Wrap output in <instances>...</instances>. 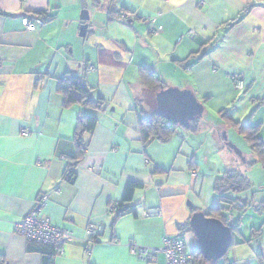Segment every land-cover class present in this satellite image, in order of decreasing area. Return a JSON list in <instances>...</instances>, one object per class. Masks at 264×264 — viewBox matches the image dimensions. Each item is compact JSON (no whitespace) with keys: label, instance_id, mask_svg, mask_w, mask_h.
Segmentation results:
<instances>
[{"label":"crops","instance_id":"0c3cea01","mask_svg":"<svg viewBox=\"0 0 264 264\" xmlns=\"http://www.w3.org/2000/svg\"><path fill=\"white\" fill-rule=\"evenodd\" d=\"M99 1L0 0V264H164L161 253L146 263L129 246L160 247L164 236L184 239L191 232L178 225L218 207L217 176L230 169L244 174L253 165L264 171L260 163L248 164L252 153L232 142L240 157L222 138V132L228 142L231 130L238 134L230 121L249 123L264 142V0ZM109 1L132 22L107 21ZM39 12H48L50 21L35 18ZM141 70L166 88L191 91L203 113L216 109L218 120L208 125L199 118L196 132L179 127L166 143H143L139 120L157 111V102ZM67 73L84 81L101 109L63 108L57 83ZM234 74L242 77L241 91ZM223 110L227 117L219 115ZM80 114L98 122L84 136L70 183L63 175L76 152ZM129 182L141 185L128 204L136 212L114 220L108 206L122 203ZM41 192L48 195L41 214L71 236L59 254L15 231ZM229 197L247 203L243 212L232 211L234 218L255 212L228 249L229 261L264 264V198L248 192ZM89 226L100 228L96 239L87 236Z\"/></svg>","mask_w":264,"mask_h":264},{"label":"trees","instance_id":"16d2710c","mask_svg":"<svg viewBox=\"0 0 264 264\" xmlns=\"http://www.w3.org/2000/svg\"><path fill=\"white\" fill-rule=\"evenodd\" d=\"M99 0H93L95 6L99 5ZM113 3L109 1L107 8V21H113L115 19H120L124 10L116 11L113 8ZM45 15V12H39L34 15L35 18H40ZM126 18L128 21L132 22L131 19ZM51 16L47 14L46 22L50 21ZM192 56V55H191ZM203 56V53H202ZM139 76L143 85L155 92L156 94L161 90L166 89L164 83L157 78L154 74L149 73L147 70H141ZM57 91L62 96V106L63 108H68L74 104H78L86 109L97 110L101 109L102 101L100 99L93 101L89 96V89L87 85L81 78L74 76L71 73L65 74V76L60 79L57 83ZM264 104V98L259 102V105ZM228 111L223 110L219 113L221 117H227ZM197 120L191 121L187 128L180 125L172 124L167 126V120L163 119L157 111H154L151 115L142 117L139 120V133L143 143H148L150 141H157L161 143L168 142L177 132L178 128H184L189 132H196L198 130ZM98 119L94 115L80 114L76 120V128L73 135V142L75 145V155L70 160V163L66 167L63 175V179L68 180L72 183L75 178V168L84 155V136L90 133L97 125ZM228 125L238 132L248 143L250 151L254 159L248 164L260 163L264 168V142L257 135V128L252 127L249 123H233L228 121ZM161 173L162 170L155 168L154 173ZM136 182H129L124 191L123 201L117 204L116 211L114 212V220L127 215L135 214V206H130L133 200V195L136 189L140 188ZM252 187L250 180L238 169H230L223 172L221 175L217 176L213 183V192L218 197L219 205L215 209H211L205 216L213 219H217L224 225H228L229 215L233 219V225L230 227L231 230V244L230 247L235 243V236L240 235L241 227V217L237 219L234 218L235 212H243L247 208V203L245 201L239 200L238 198H231L229 195L238 196L242 193L248 192ZM178 230L190 231L192 233L190 222L188 225H178ZM258 229L253 228V233H257ZM193 234V233H192ZM195 239V237H194ZM196 241V239H195ZM191 250L194 264H235L226 258V255L218 261H207L201 254L197 242ZM41 246V245H40ZM42 249L50 248L42 246ZM39 248V249H40Z\"/></svg>","mask_w":264,"mask_h":264},{"label":"built area","instance_id":"2783aa9c","mask_svg":"<svg viewBox=\"0 0 264 264\" xmlns=\"http://www.w3.org/2000/svg\"><path fill=\"white\" fill-rule=\"evenodd\" d=\"M48 12L42 15L43 21L47 20ZM121 20H127L126 16L122 15ZM23 25L28 30H33L34 25L26 17L22 19ZM152 33L157 30L153 29ZM93 67H91L92 69ZM235 89L243 90V81L241 75L234 74L231 76ZM167 126L171 122L167 121ZM22 134L27 135V131L23 130ZM193 176H197L195 171H192ZM68 181V180H67ZM48 200V195L44 192L39 194L35 208L26 216L21 218L15 225V231L25 238L31 244L41 245L50 248L54 253L59 254L63 251L65 240L70 238V234L51 224L49 219L41 214L42 208ZM117 207L115 203H110L108 206L109 213H114ZM228 227L233 225L231 215L228 216ZM100 228L98 226H89L86 230L87 236L93 240L99 236ZM129 253L136 259L146 262L154 263L157 255L161 253L164 258V264H194L191 251L187 250L186 243L183 238L164 236L161 240L160 247H144L139 245H130Z\"/></svg>","mask_w":264,"mask_h":264},{"label":"water","instance_id":"95a60500","mask_svg":"<svg viewBox=\"0 0 264 264\" xmlns=\"http://www.w3.org/2000/svg\"><path fill=\"white\" fill-rule=\"evenodd\" d=\"M157 112L165 120L187 128L191 121L202 117L204 107L189 90L166 88L156 94ZM225 145L241 157L240 151L227 141ZM243 159V158H242ZM190 227L202 256L207 261H218L224 257L231 244V230L217 219L204 214H193Z\"/></svg>","mask_w":264,"mask_h":264},{"label":"rangeland","instance_id":"374dc122","mask_svg":"<svg viewBox=\"0 0 264 264\" xmlns=\"http://www.w3.org/2000/svg\"><path fill=\"white\" fill-rule=\"evenodd\" d=\"M88 2H90V0H77V4H79V5H84V4H87ZM101 11H103V10H101ZM201 120L204 122H207L208 125L214 124L218 120L216 109H212L211 107L206 108L205 112L203 113V115L201 117ZM229 138H230V141H229L230 143L234 142V144H237V146H239V148L242 151L249 153V155L251 156V151H250L248 144L239 134H237L235 131L231 130V132L229 134ZM249 160H248V162H250ZM244 171L246 172L244 174L248 177V179L252 183V187L248 191V194L251 195V197L258 195V196L264 198V171L262 169H260V167L258 165L257 166L253 165L251 167L247 166L244 168ZM253 211L254 210L248 209L247 212L241 213V216H242V218H241V225H242L241 231H242V233L247 232V228L249 226L248 224L252 220L253 215H255V212H253ZM238 213H235L236 214L235 219H237L238 217H241L240 215H238ZM237 215H238V217H237ZM242 221H243V224H242ZM184 240H185L188 251H191L196 244L195 242H197V241H195L194 235L192 233L189 235H184ZM230 254H231V251H229L227 253L226 258L228 260H230V258H229Z\"/></svg>","mask_w":264,"mask_h":264},{"label":"clouds","instance_id":"9594fccd","mask_svg":"<svg viewBox=\"0 0 264 264\" xmlns=\"http://www.w3.org/2000/svg\"><path fill=\"white\" fill-rule=\"evenodd\" d=\"M227 226V225H226Z\"/></svg>","mask_w":264,"mask_h":264}]
</instances>
